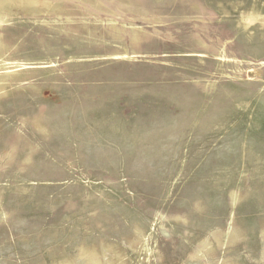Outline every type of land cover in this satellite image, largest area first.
<instances>
[{"label": "rangeland", "instance_id": "obj_1", "mask_svg": "<svg viewBox=\"0 0 264 264\" xmlns=\"http://www.w3.org/2000/svg\"><path fill=\"white\" fill-rule=\"evenodd\" d=\"M0 20V264H264V0Z\"/></svg>", "mask_w": 264, "mask_h": 264}, {"label": "bare ground", "instance_id": "obj_2", "mask_svg": "<svg viewBox=\"0 0 264 264\" xmlns=\"http://www.w3.org/2000/svg\"><path fill=\"white\" fill-rule=\"evenodd\" d=\"M259 16V15H258ZM0 22H1V20H0ZM114 56V55H113ZM116 56V55H115ZM123 57H131V56H129L128 54H124V55H122Z\"/></svg>", "mask_w": 264, "mask_h": 264}]
</instances>
